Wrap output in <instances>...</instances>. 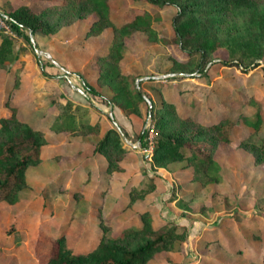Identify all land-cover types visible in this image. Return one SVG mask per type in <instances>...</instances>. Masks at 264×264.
I'll return each mask as SVG.
<instances>
[{
  "label": "rangeland",
  "instance_id": "obj_1",
  "mask_svg": "<svg viewBox=\"0 0 264 264\" xmlns=\"http://www.w3.org/2000/svg\"><path fill=\"white\" fill-rule=\"evenodd\" d=\"M52 1L0 0V13L21 4L38 9ZM109 1L113 21H125L146 7L159 13L160 18L153 22L158 37L172 35L169 19L173 7L151 6L144 0ZM89 20H76L49 34H32L36 48L47 51L62 68L37 53L29 39L15 34L12 56L0 67V115L6 113L3 100L10 92L9 101L17 106L18 116L43 130L45 137L41 159L28 167L26 185L17 201H0V264H45L47 238L61 232L66 235V246L90 249L98 239L97 209L107 218L110 235L127 224L138 225L142 209L148 210L154 226L174 223L186 229L185 240H176L173 248L156 252L145 264H251L249 259L264 252V165L253 164L251 154L238 148L236 141L251 132V127L238 119L241 113L253 115L250 97L260 100L263 121L257 135L264 136V57L246 72L234 65L215 63L206 65L203 76L194 72L192 77L142 78L168 72L164 71L168 56L182 60L185 53L176 43L148 40L140 32L124 41L122 69L139 78L141 91L149 92L156 101L196 96L197 103L191 109L195 115L203 114L208 101L217 99L212 110L233 122L231 143L222 144L213 154L210 169L218 180L200 177L203 185L196 188L199 173L193 174L190 165L154 167L145 156L140 144L145 134L139 136L149 124L144 109L139 115H124L114 105L92 96L83 85V79L93 84V59L106 51L110 34L106 28L97 35L82 36ZM3 23L0 17V37L5 33ZM223 54L218 50L211 58ZM148 83L156 87L150 88ZM212 91L217 95H211ZM67 100L77 122L99 120L101 131L113 127L106 114L112 111L128 149L121 160L123 169L104 170L103 157L92 149L94 135L50 129ZM151 182L154 186L148 193L126 204L130 188L146 187ZM39 236L46 239L38 240Z\"/></svg>",
  "mask_w": 264,
  "mask_h": 264
},
{
  "label": "trees",
  "instance_id": "obj_2",
  "mask_svg": "<svg viewBox=\"0 0 264 264\" xmlns=\"http://www.w3.org/2000/svg\"><path fill=\"white\" fill-rule=\"evenodd\" d=\"M144 1L151 6L173 7L169 19L171 36L158 37L153 22L160 18L159 13L146 7L125 21H113L109 0H54L38 9L21 4L3 11L0 17L15 35L26 40L29 39V31L31 34H49L86 17L90 20L82 36H94L108 28L107 49L93 59L96 66L93 84L82 78L83 85L92 96L116 106L124 115H139L142 109L147 115V103L141 93L146 95L151 101L150 123L154 131L151 165L166 169L172 164L190 165L193 174L197 176L199 173V177H195L199 180L196 188H201L203 182L200 177L206 176V181L218 180V175L211 171L210 166L214 165L213 154L217 149L222 144L231 143L229 132L232 120L212 110V106L217 104L214 98L208 101L205 111L201 110L203 114L195 115L191 109L197 103L196 96L192 100L161 98L156 101L147 92L138 90L134 82L136 76L122 69L124 41L133 33L140 32L148 40L176 43L185 53V58L178 60L168 56L164 71L193 72L187 77L194 76V72L203 76L206 65L215 63L234 65L241 72H246L264 57V0ZM218 50L223 51V56L212 60V54ZM12 53V35L3 33L0 37V67L11 58ZM16 81L14 76V84ZM148 86L156 87L153 83H148ZM172 88L184 92L179 86ZM213 94L217 95L212 91ZM9 97L10 92H7L3 100L7 110L0 115V201L14 203L26 185L28 167L41 159L45 137L43 130L18 116L17 106L10 103ZM248 102L253 105V115L241 113L238 119L251 127V132L236 141V146L251 154L253 164L264 165V136L257 135L263 121L260 100L250 97ZM70 107L71 101L67 100L50 129L79 136L94 135L96 139L92 142V149L103 157L104 170L108 173L121 170L120 162L128 149L116 128L113 126L101 131L99 120H85L80 124ZM196 108L199 109L198 106ZM139 136L143 137L144 132ZM140 144L144 146L145 140H141ZM153 186L151 182L146 187L130 188L126 204L141 199ZM96 214L98 239L90 249L77 250L76 247L66 246V235L61 232L47 238L49 246L44 249L45 264H145L156 252L170 250L176 240L186 238V229L182 230L178 224L154 226L147 209L139 210L138 225L127 224L113 235L108 234L107 218L101 216L99 209ZM42 239L46 237L39 236L38 240ZM38 250L41 249L38 247ZM249 261L251 264H264V252Z\"/></svg>",
  "mask_w": 264,
  "mask_h": 264
},
{
  "label": "water",
  "instance_id": "obj_3",
  "mask_svg": "<svg viewBox=\"0 0 264 264\" xmlns=\"http://www.w3.org/2000/svg\"><path fill=\"white\" fill-rule=\"evenodd\" d=\"M28 36H29V41L32 45V47L35 49V51L37 53H42L53 65H56L58 67H61L56 61H54V59L50 56V54L47 52V51H43L41 49H37L36 46H35V41L32 37V34L31 32L29 31L28 32ZM62 68V67H61ZM190 74H193V72H181V71H173V72H166V73H160V74H155V75H145L143 76L142 78H153V79H164V78H167V77H173V76H177V75H190ZM138 77L135 78L134 82H135V85L137 86V89L140 90L139 86L137 85V81H138ZM78 91H80L83 95H86L83 91H81V89H79L78 87H75ZM141 91V90H140ZM142 96L144 97V99L146 100V103H147V121L148 123H150V118H151V101L150 99L144 95L143 93H141ZM107 116L108 118L110 119V121L112 122L113 126L116 128V130L119 132L120 135L123 136L116 120L114 119V116L112 114V111L109 110L107 111Z\"/></svg>",
  "mask_w": 264,
  "mask_h": 264
},
{
  "label": "built area",
  "instance_id": "obj_4",
  "mask_svg": "<svg viewBox=\"0 0 264 264\" xmlns=\"http://www.w3.org/2000/svg\"><path fill=\"white\" fill-rule=\"evenodd\" d=\"M3 26H4V28L2 29L3 32H5L6 34L14 35V33L9 28V26L6 24V22L3 23ZM144 134H145V136H144L145 145L142 146V149H143L144 152H146L145 156L150 159L151 158L152 143H153L152 142V138H153V135H154V131L152 129V124L151 123H149L147 125V129H146V131H144Z\"/></svg>",
  "mask_w": 264,
  "mask_h": 264
},
{
  "label": "crops",
  "instance_id": "obj_5",
  "mask_svg": "<svg viewBox=\"0 0 264 264\" xmlns=\"http://www.w3.org/2000/svg\"><path fill=\"white\" fill-rule=\"evenodd\" d=\"M149 93V92H148ZM151 95V94H150ZM118 111H120L116 106H114ZM98 155V154H97ZM98 156H100V155H98ZM125 157V156H124ZM104 161V160H103ZM121 163V165H122V161L120 162ZM103 166H104V163H103ZM122 167H123V165H122ZM123 169V168H122ZM107 175H109L108 173H107ZM107 180V179H106ZM106 180L105 181H103V185L106 183ZM96 190V189H95ZM99 207L101 206V205H98Z\"/></svg>",
  "mask_w": 264,
  "mask_h": 264
}]
</instances>
